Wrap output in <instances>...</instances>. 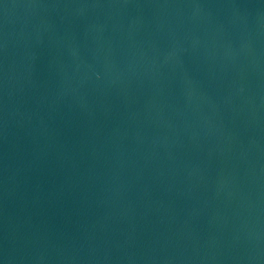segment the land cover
Masks as SVG:
<instances>
[{
    "label": "water",
    "instance_id": "obj_1",
    "mask_svg": "<svg viewBox=\"0 0 264 264\" xmlns=\"http://www.w3.org/2000/svg\"><path fill=\"white\" fill-rule=\"evenodd\" d=\"M0 264H264V0H0Z\"/></svg>",
    "mask_w": 264,
    "mask_h": 264
}]
</instances>
